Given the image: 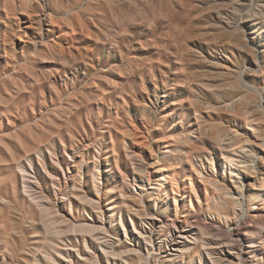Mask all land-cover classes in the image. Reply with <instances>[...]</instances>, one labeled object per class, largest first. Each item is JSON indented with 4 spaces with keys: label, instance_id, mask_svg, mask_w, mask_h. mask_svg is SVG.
Masks as SVG:
<instances>
[{
    "label": "rangeland",
    "instance_id": "rangeland-1",
    "mask_svg": "<svg viewBox=\"0 0 264 264\" xmlns=\"http://www.w3.org/2000/svg\"><path fill=\"white\" fill-rule=\"evenodd\" d=\"M262 176L264 0H0V264L264 246Z\"/></svg>",
    "mask_w": 264,
    "mask_h": 264
},
{
    "label": "bare ground",
    "instance_id": "bare-ground-1",
    "mask_svg": "<svg viewBox=\"0 0 264 264\" xmlns=\"http://www.w3.org/2000/svg\"><path fill=\"white\" fill-rule=\"evenodd\" d=\"M242 148H243V146H242ZM239 157H240L239 154H236V153H227L224 156V160L231 166L230 169L232 172L235 171L232 166H236L239 168L240 164L245 163V162H246V165H244V166L246 168H249L248 162H250L251 158H249L248 156H243V158L241 160H239L240 159ZM234 175L235 174H233V176ZM260 180H261L262 185H264V176H262L260 178ZM252 182H254V181H252ZM241 187H243V185H241ZM225 193H230V192L226 191ZM194 194L196 196L199 195L197 190H195ZM232 195H233L232 196L233 199L235 201L239 202V199H240L238 197L239 195H237V197H236V194H232ZM259 196H260V199L257 198L256 194H254L251 196V199L252 200H255V199L261 200V198L263 197L262 192L259 193ZM219 214H220V216L228 217L227 215H225L222 212H220ZM121 223L123 224V221H121ZM259 223H264V221L259 222ZM93 228L95 229V226L90 225V224L86 225V229L89 231H91ZM54 231L59 232L60 231L59 227L54 225ZM139 233L144 235L145 237H147V235L143 234L142 231H139ZM184 233L185 232H181L180 234H178V236L174 235L172 238L167 240V246H168L169 250H168V257L165 259L167 261H165V262H171V260L174 257H177V258H182V259L189 258V261H190L189 263L191 264L194 262L195 258L198 257V258H200V261H201L200 263H202L204 252L208 256V259H210L215 264H247L248 258L244 254V252L249 254L248 257H251L252 262H253L252 264H258L260 261H263V259H264V246H261V245H263V242L260 243L257 233H254V232H252L250 235H248L251 243L246 244L245 247L243 245L242 248H237V247L232 245V246H230V250L223 248V247L220 248L219 246L221 243L219 241H215L214 239H211V238L205 237V236L201 237L199 240V237L197 235H195L193 244H191L189 242H185V241L183 243H181L182 241H180L178 239V237H181V239H182V237L183 238L188 237ZM52 242L55 243L56 241H52ZM105 243L109 244L107 239L105 240ZM57 244H59V243H57ZM86 245L88 247L87 241H86ZM102 249L105 250L108 254H112V255L116 254L114 249L113 250L109 249L108 246H106V245H103ZM56 250H58V252L62 256V258H60V259L56 258L53 252L45 249V250H43V254H44L43 257L37 258L34 261V263H31V264H66V263L70 264L71 263V260H70L71 251L69 249H67V248L58 249L57 248ZM78 251H79V249H78ZM82 256H83L84 262L89 261L87 255L83 254ZM94 263L95 264H101L98 256L95 257ZM19 264H29V262L23 261V262H20ZM124 264H130L127 258H126V260H124ZM139 264H152V263H150L148 260L141 259Z\"/></svg>",
    "mask_w": 264,
    "mask_h": 264
}]
</instances>
